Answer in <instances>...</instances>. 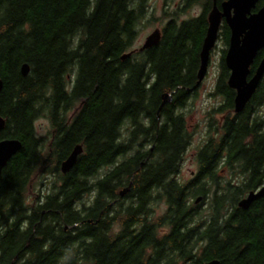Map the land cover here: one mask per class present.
<instances>
[{
	"label": "trees",
	"instance_id": "16d2710c",
	"mask_svg": "<svg viewBox=\"0 0 264 264\" xmlns=\"http://www.w3.org/2000/svg\"><path fill=\"white\" fill-rule=\"evenodd\" d=\"M225 1L180 0L163 10L159 42L131 53L149 0H0V140L21 143L0 174V264H264V196L238 207L264 185V76L235 113L226 50L213 92L226 115L210 119L194 177L177 179L191 143L181 110L196 94L213 4ZM218 33L228 47L223 18ZM48 177L46 195L25 205Z\"/></svg>",
	"mask_w": 264,
	"mask_h": 264
},
{
	"label": "water",
	"instance_id": "95a60500",
	"mask_svg": "<svg viewBox=\"0 0 264 264\" xmlns=\"http://www.w3.org/2000/svg\"><path fill=\"white\" fill-rule=\"evenodd\" d=\"M257 0H226L221 4V10L213 9L209 14L207 34L204 39L200 53V68L197 75V85L203 80L207 66L209 54L217 40V33L221 18L224 19L229 29L228 47L224 57V63L229 70L228 87L235 91L234 112L239 113L255 92L258 83L264 76V56L259 61L252 76L250 67L257 54L264 50V7L255 11ZM160 40V32L150 35L142 50H146L156 45ZM29 66L23 64L20 73L23 77L29 74ZM2 81L0 80V93L2 91ZM171 100V95H166L164 103ZM4 129V120L0 114V132ZM21 143L14 139L0 140V174L7 163L20 151ZM82 148L77 145L67 159L60 165L62 174L68 173L76 163L77 157L81 154ZM123 194H121L122 196ZM264 196V185L243 198L238 207L247 210L249 206L258 198ZM201 198L195 202L198 203ZM205 264H220L217 260H211Z\"/></svg>",
	"mask_w": 264,
	"mask_h": 264
},
{
	"label": "rangeland",
	"instance_id": "374dc122",
	"mask_svg": "<svg viewBox=\"0 0 264 264\" xmlns=\"http://www.w3.org/2000/svg\"><path fill=\"white\" fill-rule=\"evenodd\" d=\"M180 0H174L170 2V6H167L164 0H149V12L147 18L142 21L137 27V37L130 48L129 52H139L144 45L146 39L154 32H160L168 18L163 14V10L167 8V11L171 12L176 9ZM200 8L198 6L189 10L186 14L181 16L180 20H186L190 17H195L199 14ZM227 50V47L222 42L219 33L218 39L215 42V46L212 52L209 54L208 66L205 76L196 89V94L181 110L184 115L185 125L189 133L191 134V143L186 150L183 160L180 163L177 179L180 183H186L191 180L197 172L196 153L200 148L207 134V125L210 119L213 118L219 126L221 125L226 114H215V110L222 105V99L213 95L214 87L218 77L219 63L221 61L222 51ZM231 115V114H230ZM35 133L37 137L46 138L50 129V123L45 118H40L34 123ZM104 172V171H102ZM52 182V178L48 177L43 181V185L39 187L38 180L33 181V189L30 193H26L25 205H32L33 196L35 192H42L46 195L49 191ZM92 196H84L81 203L89 205ZM154 214L156 217L162 215L165 210V206L162 203L154 205Z\"/></svg>",
	"mask_w": 264,
	"mask_h": 264
},
{
	"label": "flooded vegetation",
	"instance_id": "af4514ba",
	"mask_svg": "<svg viewBox=\"0 0 264 264\" xmlns=\"http://www.w3.org/2000/svg\"><path fill=\"white\" fill-rule=\"evenodd\" d=\"M211 52H212V50H211ZM211 52H210V53H211Z\"/></svg>",
	"mask_w": 264,
	"mask_h": 264
}]
</instances>
